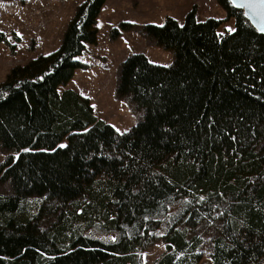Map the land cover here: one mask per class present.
Instances as JSON below:
<instances>
[{
	"label": "trees",
	"instance_id": "obj_1",
	"mask_svg": "<svg viewBox=\"0 0 264 264\" xmlns=\"http://www.w3.org/2000/svg\"><path fill=\"white\" fill-rule=\"evenodd\" d=\"M105 2L82 3L56 51L0 82V147L12 152L0 264H143L158 240L153 264H201L206 245L210 264H264V32L236 0H218L233 32L196 8L183 24L146 25L175 61H123L117 93L144 115L121 133L88 97L58 91L97 42Z\"/></svg>",
	"mask_w": 264,
	"mask_h": 264
},
{
	"label": "rangeland",
	"instance_id": "obj_2",
	"mask_svg": "<svg viewBox=\"0 0 264 264\" xmlns=\"http://www.w3.org/2000/svg\"><path fill=\"white\" fill-rule=\"evenodd\" d=\"M86 0H0V82L12 67L25 64L39 55L56 51L78 7ZM196 8V19H221L220 34L235 30L236 20L228 18L218 0H106L97 17V42L87 44L77 60L84 65L74 71L71 80L58 86L61 93L74 89L88 97L97 116L119 132L130 131L143 118L128 96H119L117 87L123 61L133 53H142L154 64L172 66L174 52L151 39L144 28L148 24L163 25L171 17L180 24ZM12 152L0 147V165ZM8 182L0 181V193L10 192ZM192 231V230H191ZM193 234L206 243L213 228L201 225ZM164 251V243L155 241L142 254L143 264H153ZM201 264H210L207 245Z\"/></svg>",
	"mask_w": 264,
	"mask_h": 264
},
{
	"label": "water",
	"instance_id": "obj_3",
	"mask_svg": "<svg viewBox=\"0 0 264 264\" xmlns=\"http://www.w3.org/2000/svg\"><path fill=\"white\" fill-rule=\"evenodd\" d=\"M236 2L257 23L259 29L264 28V3H261L260 0H236Z\"/></svg>",
	"mask_w": 264,
	"mask_h": 264
},
{
	"label": "snow or ice",
	"instance_id": "obj_4",
	"mask_svg": "<svg viewBox=\"0 0 264 264\" xmlns=\"http://www.w3.org/2000/svg\"><path fill=\"white\" fill-rule=\"evenodd\" d=\"M261 3H264V0H260ZM261 31H264V28L260 29ZM229 31H234V29H229ZM60 147H65V145H60Z\"/></svg>",
	"mask_w": 264,
	"mask_h": 264
}]
</instances>
